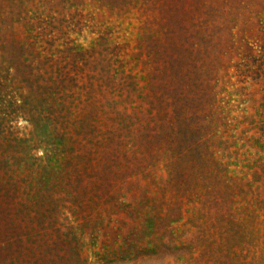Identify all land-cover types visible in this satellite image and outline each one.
Listing matches in <instances>:
<instances>
[{
    "label": "rangeland",
    "instance_id": "rangeland-1",
    "mask_svg": "<svg viewBox=\"0 0 264 264\" xmlns=\"http://www.w3.org/2000/svg\"><path fill=\"white\" fill-rule=\"evenodd\" d=\"M0 264H264V0H0Z\"/></svg>",
    "mask_w": 264,
    "mask_h": 264
}]
</instances>
